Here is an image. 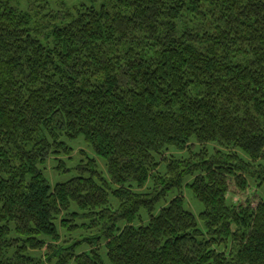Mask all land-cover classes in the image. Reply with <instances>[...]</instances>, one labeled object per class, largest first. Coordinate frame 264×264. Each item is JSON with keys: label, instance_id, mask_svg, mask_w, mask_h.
<instances>
[{"label": "trees", "instance_id": "1", "mask_svg": "<svg viewBox=\"0 0 264 264\" xmlns=\"http://www.w3.org/2000/svg\"><path fill=\"white\" fill-rule=\"evenodd\" d=\"M263 184L264 0H0V264H264Z\"/></svg>", "mask_w": 264, "mask_h": 264}, {"label": "rangeland", "instance_id": "2", "mask_svg": "<svg viewBox=\"0 0 264 264\" xmlns=\"http://www.w3.org/2000/svg\"><path fill=\"white\" fill-rule=\"evenodd\" d=\"M67 145L69 146L68 152L51 155L46 163L42 166L44 177L51 186L58 182H65L71 177L78 175L77 165L87 163L89 159H92L95 162V168L98 175H100V177L106 181L110 180L104 159L96 155L93 148L88 143H86L82 137H79L76 140L68 141ZM169 151L175 156L181 155L177 150L173 148H170ZM60 162L63 163V168H67V171L58 168ZM191 180L192 178H188L186 182H191ZM258 190L264 200V184L261 185V188ZM179 192L184 196L185 208L191 211L196 219L199 220V213L202 211V205L193 197L192 192L185 185L180 190L174 189L170 191L165 200L161 202L158 207L166 205L168 201ZM227 199L230 203L238 201L239 197L232 193H228ZM111 200L115 203L116 206L117 203L112 199V197ZM158 207L155 210V213H157V211L159 210ZM140 213L143 215L144 223H147L149 219L148 215L143 211H141ZM87 249L88 246L84 245L80 247L78 251ZM29 254L33 256L41 255L36 252H29Z\"/></svg>", "mask_w": 264, "mask_h": 264}]
</instances>
